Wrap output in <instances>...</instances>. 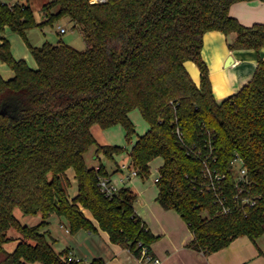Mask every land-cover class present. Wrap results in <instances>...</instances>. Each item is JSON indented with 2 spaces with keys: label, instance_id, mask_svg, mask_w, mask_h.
Segmentation results:
<instances>
[{
  "label": "trees",
  "instance_id": "1",
  "mask_svg": "<svg viewBox=\"0 0 264 264\" xmlns=\"http://www.w3.org/2000/svg\"><path fill=\"white\" fill-rule=\"evenodd\" d=\"M237 1L243 0H50L41 25L69 17L86 48L30 44L38 63L33 68L11 54L4 35L6 26L24 36L37 26L32 7L0 0V58L15 71L10 79L0 74V264H105L101 256L69 259L70 249L56 251L49 236L53 215L67 219L71 233L95 230L85 210L111 242L138 258L144 249L154 255L151 245L158 236L136 211L137 193L129 186L113 196L100 190V176L118 170L110 173L102 161L98 167L87 164L85 153L95 144L98 159L129 152L130 167L143 179L151 174L152 161L163 158L157 200L189 224L190 248L210 254L239 236L256 240L264 234V60L239 91L218 100L202 56L210 30L224 32L230 49L264 45V22L245 25L230 14ZM188 60L200 68L199 86L186 68ZM135 108L149 128L129 150L98 143L95 124L121 123L130 139L135 127L129 113ZM211 146L229 183L235 181L232 162L237 153L242 157L253 206L223 213L212 193L192 184L203 163L188 150ZM69 168L78 181L74 197ZM16 208L42 220L22 224ZM11 229L20 235L12 236ZM15 239V249L8 250Z\"/></svg>",
  "mask_w": 264,
  "mask_h": 264
},
{
  "label": "rangeland",
  "instance_id": "2",
  "mask_svg": "<svg viewBox=\"0 0 264 264\" xmlns=\"http://www.w3.org/2000/svg\"><path fill=\"white\" fill-rule=\"evenodd\" d=\"M10 4L19 2L21 4L31 5L37 26L30 29L26 36L21 33L14 31L10 27L6 26L4 30V35L10 41L11 54L16 59H24L27 64L31 67L38 66V63L31 52L30 44L33 46H40L46 42L57 44L59 42L69 43L73 47L84 50L86 48V42L83 38L82 33L78 27L74 26V22L67 16L60 17L52 23H46L41 25L46 19V12L44 9V4L50 0H7ZM58 7H54L52 12H56ZM59 26L66 27L67 31L61 33L59 31ZM33 67V68H36ZM15 73L13 68L8 65L7 62L3 61L0 58V74L1 76L7 77L10 74ZM221 79L220 75H217V84L221 90ZM225 93V92H224ZM130 120L132 121L135 132L132 137L129 139L127 137L126 129L123 124L118 123L112 125L108 128H102L99 125L95 124L92 126V132L95 135L99 144H113L120 145L129 150L132 144L137 140V138L144 134L148 129V122L143 117L139 108L133 109L129 113ZM96 148L97 144L91 146L88 151L85 153V158L87 164L91 167H95L100 164L102 161L108 170H111L113 173L115 168L118 170L117 163L121 161L125 156L127 160L129 157V152L125 151V154L116 160L109 159L104 155L100 156V159L96 158ZM119 155V156H120ZM161 159L157 158L152 161L151 174L148 178H141L140 176L134 178L133 180L126 181L121 185L129 186L133 191L138 195L139 201L135 204L139 213L147 215V217H153L150 212V208L155 202L156 194L159 193V187L153 183V179L158 174L159 166L161 165ZM161 167V166H160ZM129 169V168H127ZM74 169L69 168L67 175L70 180L69 194L74 196L78 192V181L74 175ZM110 172V173H111ZM119 174L118 172L114 173L112 181L117 185L119 183ZM152 209V208H151ZM171 209V208H169ZM15 216L20 220L22 224L29 226L36 225L42 220L40 214L29 215L25 214L20 208H16L14 211ZM144 217V216H143ZM50 237L55 238L53 246L56 251H62L66 248H69L70 251H73L77 256L91 259L94 256H101L105 259V264H153V262H142L137 258L128 248L122 247L119 244L113 243L110 241L108 235L99 227L97 223L94 222L96 227L95 230L90 231L85 228L78 230L75 233H71L69 230V222L63 217H58V215H53L50 218ZM62 223V225H61ZM10 234L14 237H18L20 234L17 233L14 229L10 230ZM19 240L15 239L7 244V249L13 251ZM118 248V249H116ZM124 248V249H120ZM75 256V255H74Z\"/></svg>",
  "mask_w": 264,
  "mask_h": 264
},
{
  "label": "crops",
  "instance_id": "3",
  "mask_svg": "<svg viewBox=\"0 0 264 264\" xmlns=\"http://www.w3.org/2000/svg\"><path fill=\"white\" fill-rule=\"evenodd\" d=\"M230 14L245 25H252L256 22H264V0L237 1L231 5ZM202 56L209 67V75L215 97L218 100H222L223 98L239 91L243 85L251 80L255 70L257 69L259 61L261 59L264 60V45L259 49H230L228 46L227 36L224 32L220 30H210L204 35ZM231 58L232 62L228 65L227 62ZM185 65L194 82L199 86L201 83L200 68L192 60L186 61ZM218 74L223 80L221 82V90L216 82ZM14 75L15 73L4 78L10 79L14 77ZM122 155H117L116 158H120ZM125 155H127V153ZM125 157L123 159H126ZM116 158L114 160H116ZM158 158L161 159L160 164L162 165L164 162L163 158ZM123 159L121 160L123 162L117 163L116 166L118 168L117 172L121 175L127 172V166L130 164L129 158L125 161ZM98 166L99 165L96 167ZM115 170L117 169L115 168ZM109 171L111 172V170ZM159 176L160 171L158 170L157 176L153 179L154 184H156V178ZM136 177L129 178L127 181L133 180ZM77 193L74 194V196L77 195ZM156 196H158V193ZM138 202H140L139 198L135 204ZM151 208L150 212L153 216L152 218H148L147 215L139 213L137 207L136 211L146 222L150 230L158 236V239L152 243L151 250L154 254L153 256L160 259V264H264V234L256 240H252L247 235L239 236L225 248L206 254L188 246L194 238V233L190 229L189 224L175 209L164 208L157 200V197L155 198V202H153ZM85 213L93 220V222L97 223L89 210H85ZM104 232L109 237V234L106 231ZM70 252L73 257L80 258L85 261H90L94 257H97L94 256L91 259L86 257L84 259L77 256L73 251ZM139 260L145 263L153 262L144 260L143 258H139ZM153 264L155 263L153 262Z\"/></svg>",
  "mask_w": 264,
  "mask_h": 264
},
{
  "label": "built area",
  "instance_id": "4",
  "mask_svg": "<svg viewBox=\"0 0 264 264\" xmlns=\"http://www.w3.org/2000/svg\"><path fill=\"white\" fill-rule=\"evenodd\" d=\"M104 1L106 0H91L92 3ZM59 31L65 33L67 29L66 27L59 26ZM177 132L180 140L184 142L182 132L179 129ZM209 141L211 143V140ZM188 152L200 159L203 163L202 174L191 178L192 184L198 187L201 193H212L214 202L220 206L221 212L228 213L235 208L253 206L256 203V198L250 194L251 180L248 176V170L244 166L243 159L238 153L232 162L235 181L229 183V175L226 172L220 171L217 167V156L213 146L207 151H204L202 148L190 147ZM127 168H129L127 172L119 176L120 185L114 183L111 176H100V190L107 196H113L124 186V184L121 185L122 183H125L129 178L138 176L137 170L132 169L129 165ZM158 178H156V181ZM140 258L153 261L155 264H160V259L148 255L145 249ZM69 259L80 260V258H75L72 255Z\"/></svg>",
  "mask_w": 264,
  "mask_h": 264
},
{
  "label": "water",
  "instance_id": "5",
  "mask_svg": "<svg viewBox=\"0 0 264 264\" xmlns=\"http://www.w3.org/2000/svg\"><path fill=\"white\" fill-rule=\"evenodd\" d=\"M232 62V58L228 60L227 64L230 65Z\"/></svg>",
  "mask_w": 264,
  "mask_h": 264
}]
</instances>
